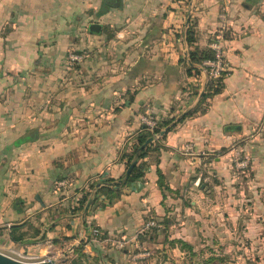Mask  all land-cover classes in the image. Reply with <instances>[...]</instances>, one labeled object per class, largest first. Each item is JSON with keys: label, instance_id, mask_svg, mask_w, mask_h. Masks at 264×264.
Listing matches in <instances>:
<instances>
[{"label": "crops", "instance_id": "0c3cea01", "mask_svg": "<svg viewBox=\"0 0 264 264\" xmlns=\"http://www.w3.org/2000/svg\"><path fill=\"white\" fill-rule=\"evenodd\" d=\"M257 8L262 14L264 0H0V77L15 81L36 69L41 77L40 84L7 88L29 92V100L0 99V252L51 257L66 235L94 255L93 226L131 238L143 214L171 215L175 206L186 209L188 197L191 213L204 196V173H221L232 141L264 115V22ZM65 18L93 45L75 72V167L65 157L61 102L49 104L45 95L58 96ZM92 23L98 32L89 30ZM221 31L230 72L221 91L201 101L207 76L190 52L210 48ZM146 115L172 127H162V147L143 159L134 188L111 203L98 193L96 204L105 207L61 215L69 194L76 200L93 174H122L120 148ZM24 222L20 231L31 234L33 226L44 239H9L10 226Z\"/></svg>", "mask_w": 264, "mask_h": 264}, {"label": "rangeland", "instance_id": "374dc122", "mask_svg": "<svg viewBox=\"0 0 264 264\" xmlns=\"http://www.w3.org/2000/svg\"><path fill=\"white\" fill-rule=\"evenodd\" d=\"M257 10L264 22V11L261 14L260 9ZM77 33L75 26L71 28L65 18L63 72L57 79L58 96L45 92L49 104L61 102L63 143L65 150H69L65 157L70 159L72 167H75V72L93 53V45L81 38L87 33L80 31L79 38ZM221 33L225 39L224 31ZM223 59L226 62L224 54ZM39 72V69L20 72L22 76L14 77L15 81L9 74L0 77V99L29 100V92H12L7 88L13 84L21 87L40 84ZM27 73L33 74L27 76ZM207 82L209 85V79ZM50 83L56 85L54 80ZM232 142L234 151L226 157L223 171L204 173L207 177L203 181L204 196L200 197L199 204L192 205L191 213L187 205L192 198L188 197L184 198L186 209L181 206L175 210V206L171 215L167 212L158 216L143 214L141 231L147 220H154L156 226L145 229L142 237L116 234L105 235L104 240L103 231L93 226L91 235L94 229L98 231L97 238L91 237L98 242L97 254L81 253L80 264H264V115ZM227 149L222 147L219 153ZM72 197V193L69 194L68 200ZM68 202L62 207H70ZM70 202L75 204L73 200ZM65 236H59L64 241L57 244L58 251L49 253L56 264L75 260V240H66ZM79 244L84 248L85 244L79 242L77 246Z\"/></svg>", "mask_w": 264, "mask_h": 264}, {"label": "trees", "instance_id": "16d2710c", "mask_svg": "<svg viewBox=\"0 0 264 264\" xmlns=\"http://www.w3.org/2000/svg\"><path fill=\"white\" fill-rule=\"evenodd\" d=\"M192 30H187V42L192 44L194 42ZM191 63L199 62L202 59L213 57V51L211 48L205 49L204 51H191L190 52ZM189 70V69H188ZM230 69L228 71V74ZM227 74V75H228ZM227 75H222L217 79L209 80V85L204 92L201 94V101H204L206 98H209L221 91L223 88V81ZM208 83V82H207ZM188 115H191V112H187L179 118L180 120ZM156 120V126L149 129L146 125L140 127V129L128 140L121 148L118 156V161L123 165V172L118 178L112 177L108 172L103 171L101 173H95L90 178H88L85 182V186L77 188L76 191L79 194V197L75 200V194L72 198L68 200V208H63L59 211L61 215L68 214L74 215L75 212L79 210L87 211L93 207H105V204H96L99 195H103L108 203H111L112 198L119 197L124 188H134L132 184L141 178L144 175V167L146 163L143 159L149 154V152L158 150L162 147L161 139L164 137V133L169 130L172 126L169 125L170 120ZM166 129V130H165ZM155 134H158V137L155 138ZM151 138V140L146 143V141ZM135 162L132 166L129 174L126 176V170L131 165V163ZM159 185H161L160 180L162 179V174L159 170H157ZM65 179L66 176L59 177L60 179ZM75 193V190H74ZM63 213V214H62ZM25 223L15 224L10 226V231L8 232L9 239L12 241H30V238L39 236V230L33 226H31V234L26 231H20V229L25 226ZM142 225V224H141ZM51 227V225L49 226ZM164 229V228H163ZM146 233V230L141 231L139 229L136 233L137 237H142ZM107 234H103V239ZM101 238V236H100ZM40 240H43V233L39 236ZM56 242V240H53ZM81 253H84L81 244L75 247V260L72 259L69 264H80L78 260L81 257ZM226 264V263H225Z\"/></svg>", "mask_w": 264, "mask_h": 264}, {"label": "built area", "instance_id": "2783aa9c", "mask_svg": "<svg viewBox=\"0 0 264 264\" xmlns=\"http://www.w3.org/2000/svg\"><path fill=\"white\" fill-rule=\"evenodd\" d=\"M223 39L224 38L222 34H219V33L215 34L210 43V48L213 51V57L202 59L196 64L197 68H199L200 70L206 73L207 79L209 80L217 79L221 77L222 75L228 74L229 67L223 59ZM76 58L77 57L75 56V59ZM142 121L151 130L153 127L156 126V120L151 115L143 116ZM155 136H158V134H155ZM155 226H156V222L154 220H147L143 224L142 229L145 230V229H149ZM97 234H98V231L94 229L92 233V237L97 238ZM95 240L96 239H92V241H95ZM11 252L14 254V256H10V257L23 261V262H39V261L53 260L49 256L45 258L44 257L41 258L37 255L29 254L21 250H12Z\"/></svg>", "mask_w": 264, "mask_h": 264}, {"label": "water", "instance_id": "95a60500", "mask_svg": "<svg viewBox=\"0 0 264 264\" xmlns=\"http://www.w3.org/2000/svg\"><path fill=\"white\" fill-rule=\"evenodd\" d=\"M99 24L96 23H92L89 26V30L91 31H99ZM151 140V138H149L146 143H148ZM135 164V162L131 163V165L127 168L126 170V176L129 174L132 166ZM0 264H55V262L53 260H46V261H39V262H23L20 260H17L15 258H12L2 252H0Z\"/></svg>", "mask_w": 264, "mask_h": 264}]
</instances>
